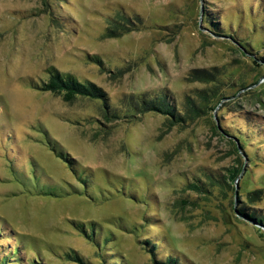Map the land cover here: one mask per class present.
Returning a JSON list of instances; mask_svg holds the SVG:
<instances>
[{"label": "rangeland", "instance_id": "374dc122", "mask_svg": "<svg viewBox=\"0 0 264 264\" xmlns=\"http://www.w3.org/2000/svg\"><path fill=\"white\" fill-rule=\"evenodd\" d=\"M260 6L0 0V256L154 264L153 243L184 264H264V228L236 211H264ZM204 8L235 37L210 31ZM51 68L103 90L108 108L36 88ZM163 95L184 123L142 111Z\"/></svg>", "mask_w": 264, "mask_h": 264}, {"label": "trees", "instance_id": "16d2710c", "mask_svg": "<svg viewBox=\"0 0 264 264\" xmlns=\"http://www.w3.org/2000/svg\"><path fill=\"white\" fill-rule=\"evenodd\" d=\"M261 6L259 11L261 14H264V0H260ZM252 14V12H250ZM204 21L208 24L209 30L212 31L216 35H228L229 37H235L234 34H231V27L228 31L224 32V28L221 25L222 21L218 18V16L211 13L210 10L204 8ZM249 52L246 50L245 53ZM252 53V52H250ZM96 59V57H95ZM98 63H101L99 59H96ZM264 60V58H262ZM199 72V71H197ZM200 72H206L205 70H201ZM49 79L48 80H41L40 82L35 83V87L42 89L44 91H52L57 94H63L64 99L66 101H72L77 97H98L102 101H104L105 107L108 108L107 97L106 93L97 88L96 86L88 83V82H81L75 76L70 73H61L57 71L55 68H51L49 70ZM142 111H155L160 113L166 117L168 120L169 126L178 125L184 123L186 121L185 114H182L175 106L172 101H169L165 95L160 96L159 99H151V100H142L140 102ZM186 113L191 114L204 112V110L200 106H196L194 103H189V107L185 110ZM108 113V112H107ZM237 141L238 146H236V152H245L248 159L252 156L246 150L245 143L243 141V135L238 132ZM263 136V135H262ZM245 138V137H244ZM243 168L242 167H234L228 169V174L226 177L231 181H235L239 175H241ZM191 186L195 189H201L202 186H199L197 183H192ZM240 201V200H239ZM237 213L240 217L246 219L249 222L254 223L257 226L264 228V211L251 209L246 206H241L236 208ZM146 244H149L150 241L146 240ZM155 249L157 250V244H151L148 252L151 256V259L154 264H184L175 256H168L164 259H159L156 257ZM12 254L14 255V250H12ZM80 260V258H77ZM11 261V257L7 253H3V256H0V264L3 262L4 264H9ZM81 261V260H80ZM31 264H44L40 261H33Z\"/></svg>", "mask_w": 264, "mask_h": 264}, {"label": "water", "instance_id": "95a60500", "mask_svg": "<svg viewBox=\"0 0 264 264\" xmlns=\"http://www.w3.org/2000/svg\"><path fill=\"white\" fill-rule=\"evenodd\" d=\"M243 171H244V169L242 170V173H243ZM242 173H241V174H242Z\"/></svg>", "mask_w": 264, "mask_h": 264}]
</instances>
